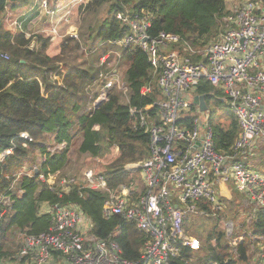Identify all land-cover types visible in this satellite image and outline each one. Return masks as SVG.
Here are the masks:
<instances>
[{
	"label": "trees",
	"instance_id": "obj_1",
	"mask_svg": "<svg viewBox=\"0 0 264 264\" xmlns=\"http://www.w3.org/2000/svg\"><path fill=\"white\" fill-rule=\"evenodd\" d=\"M58 1L47 0V6L53 9ZM10 4L8 0H0V55L8 57L7 60L0 57V154L13 141L16 145L12 154L0 163V196L10 195L13 201L11 209L0 218V261L25 264L24 259L19 260L22 243L9 237L14 232L23 235L48 232L51 216L39 214L41 205L72 204L91 221L96 237L115 242L124 260L137 262L146 237L134 224L120 217L103 218L107 191L90 189L82 182L65 191L58 185L40 184L26 176L17 179L13 192L9 189L22 166L35 156L40 158L39 173L57 174L66 162L67 148L75 139L80 140L78 153L93 161L95 172L98 169L96 174L103 177L109 191L131 181L126 167L140 165L149 156V137L140 126V113L148 115L149 122L158 123L157 104L162 95L147 55L136 45L121 48L115 44L128 32V27L116 16L147 17V34L151 39L162 33L177 36L179 44L169 51H178L198 63L205 61L201 54L220 41L227 30L223 22L230 14L227 0H88L78 10L87 15L97 14L98 19L77 40L65 38L59 54L53 57L46 53L48 39L39 35L32 50L31 38L6 28L5 7ZM103 57H106L104 64ZM113 59L124 66L125 94L114 85L106 91L107 101L92 110L107 79L119 68L107 66ZM193 95L204 97L207 110L214 109L223 98L219 90L204 80ZM147 107L152 108L146 110ZM196 109L193 106L192 112ZM224 117L212 125L208 115L207 124L212 126L216 149L227 154L237 138L238 126L232 116ZM191 118L185 117L178 125L189 127ZM20 133L31 138L27 148H22V142L17 140ZM62 142L66 148L50 158L45 145ZM18 191L22 194L18 195ZM187 229L200 240L201 249L195 253L184 249L175 264H248L249 240L240 244L234 255L227 246L222 226ZM251 229L256 238L264 237V215L252 220ZM52 264H63L61 256L55 254Z\"/></svg>",
	"mask_w": 264,
	"mask_h": 264
},
{
	"label": "built area",
	"instance_id": "obj_2",
	"mask_svg": "<svg viewBox=\"0 0 264 264\" xmlns=\"http://www.w3.org/2000/svg\"><path fill=\"white\" fill-rule=\"evenodd\" d=\"M87 2L59 0L53 9H48L47 0H36L33 7L17 15L10 12L7 5L4 23L14 34L27 37L24 21L36 7L40 6L56 27ZM116 19L128 27V32L115 44L121 48L138 46L153 68L162 95V101L157 104L159 122L151 123L148 115L140 113V126L149 137V156L140 165L126 167L130 177L140 173L139 178H131L116 191H109L103 177L91 169L84 173L82 183L90 189L108 192L109 197L102 207L104 219L120 217L134 224L146 237L140 260H124L115 242L96 237L91 221L72 204L40 206L39 214L51 216V227L46 233L22 236L19 260L24 259L25 264H52L58 254L63 264H175L184 249L192 253L201 249L200 240L184 228L186 216L213 222L223 220L224 201L232 199L228 190L230 196L221 192L224 186L232 184L248 198L244 202L248 219L243 235L235 232L232 221L222 225L225 241L235 255V249L249 240L248 264H264V237L256 238L251 229L252 220L264 215V171L253 170L240 161L250 155L254 147L264 148V0H245L230 11L223 19L227 28L224 36L206 48L201 54L205 61L198 63L178 51H169L179 44L177 36L162 33L151 39L147 34V17L118 14ZM51 34H55L54 29ZM0 57L8 59L6 55ZM105 60L103 57L101 63ZM203 80L222 93L229 113L237 122L238 135L227 154L216 149L212 126L202 121L204 113H200L197 106L196 112H192L193 93ZM117 83L114 73L107 79L92 110L107 101L106 91ZM130 112L134 114L135 110ZM187 116L192 117L190 126L178 125ZM17 140L22 142V148H27V143L31 142L27 133L18 134ZM14 143L16 145L13 141L10 148L0 154V163L12 154ZM45 146L51 158L67 145L62 142ZM55 175L39 173L37 165H33L28 172L16 174L9 192L15 190L19 177L53 186ZM76 182L61 180L58 186L67 191ZM216 186L220 198L214 191ZM21 194L22 191H18V195ZM11 199L10 195L0 196V218L11 209Z\"/></svg>",
	"mask_w": 264,
	"mask_h": 264
},
{
	"label": "rangeland",
	"instance_id": "obj_3",
	"mask_svg": "<svg viewBox=\"0 0 264 264\" xmlns=\"http://www.w3.org/2000/svg\"><path fill=\"white\" fill-rule=\"evenodd\" d=\"M241 0H227V8L228 11H232L234 8L232 7L236 3L240 2ZM36 3V0H17L14 3L8 5L9 11L13 14L17 15L23 12H26L30 7H33ZM48 9H50L48 7ZM73 11V13L68 17L66 21H62L59 24L53 25L52 20L45 16L44 10L38 6L31 13V20L25 26V31L27 32L26 39L31 38L33 42L30 45V49L36 48L35 41L36 38L41 35L43 38L48 39L49 47L47 48V55L53 57L58 55L61 49V43L65 38L75 39L77 40L80 36V33L85 31V28L89 25H92L97 19V14L87 15L85 12H81L78 10ZM55 30V34H51L52 30ZM108 67L114 68L118 66L119 68L115 69L116 76L118 77V83L116 87L119 91L125 94V89H122V72L124 70L123 65H118L119 63L113 59L110 61ZM213 104L215 103L212 101ZM212 104V103H211ZM208 115L211 116L210 122L212 125L217 124L221 120H224L226 115L232 116L227 108V104L224 100L220 102L218 106H214V109L207 110L202 116V121L204 125L207 124V117ZM80 140L75 139L70 146L67 148V155H66V162L64 166L60 169L59 172L54 176V183L55 185L59 184L61 180H70L75 179L77 182L83 181V175L88 170H94L95 167L94 163L91 159H89L86 155H80L78 153ZM256 156H246L245 158H241L240 161L248 165L251 169H256L260 171L264 168V148L261 151L255 152ZM39 157V156H37ZM5 160V159H4ZM3 160V161H4ZM1 161V162H3ZM40 163V158L36 159L32 157L29 163H26L20 169V172H28L33 168V165H38ZM98 169H96L97 172ZM138 173L133 176L137 177ZM225 190H228L231 194L232 201H224L225 205V212L223 213L222 217L223 220L218 221L217 223L213 222L212 220L195 217L192 215H187L184 221V228H207L208 226H216L220 228L222 225L225 226V223L228 221H232L234 225L235 232H238L239 235H243L246 233V222L248 219V208L245 207L244 202L248 201V198L245 193H240L236 190L235 186L232 184L224 186ZM214 191L218 198H220L219 187H215ZM13 233V232H12ZM23 234L19 232H14L13 237H9L12 241L22 242ZM12 263V262H10ZM0 264H7L6 262L0 261Z\"/></svg>",
	"mask_w": 264,
	"mask_h": 264
},
{
	"label": "crops",
	"instance_id": "obj_4",
	"mask_svg": "<svg viewBox=\"0 0 264 264\" xmlns=\"http://www.w3.org/2000/svg\"><path fill=\"white\" fill-rule=\"evenodd\" d=\"M243 1H245V0H241L240 2H238V3H236L235 5H233L232 7H236V6H238V4L240 5ZM48 18V17H47ZM32 18H31V14L30 15H28V17H26V19H25V23H26V25L28 24V22H30V21H32L31 20ZM24 23V24H25ZM24 27V26H23ZM24 29H25V27H24ZM223 100V98H221L220 99V102ZM263 149V148H262ZM262 149H260V148H258V147H254L253 149H252V151L249 153L250 154V156H256V154H255V152L256 151H261ZM243 158H245V157H243ZM253 170H256V169H253ZM260 171H264V168H262ZM136 175V173H134L133 174V176H135ZM138 178L140 177V173H138V176H137ZM130 178H134V177H130ZM136 178V177H135ZM53 182V179H50V183H52ZM221 193H223V194H225V195H227V196H230V194H229V192L226 190H224L223 192H221Z\"/></svg>",
	"mask_w": 264,
	"mask_h": 264
},
{
	"label": "water",
	"instance_id": "obj_5",
	"mask_svg": "<svg viewBox=\"0 0 264 264\" xmlns=\"http://www.w3.org/2000/svg\"><path fill=\"white\" fill-rule=\"evenodd\" d=\"M10 3H14L17 0H8ZM193 104L198 107L200 113H205L207 111V107L205 104V100L203 96H194L193 97ZM37 172V171H36ZM231 226V223H229Z\"/></svg>",
	"mask_w": 264,
	"mask_h": 264
}]
</instances>
